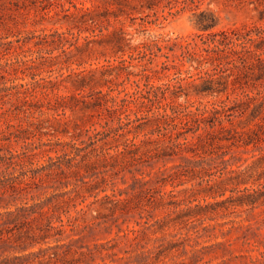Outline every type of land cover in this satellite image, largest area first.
<instances>
[{"label": "trees", "instance_id": "16d2710c", "mask_svg": "<svg viewBox=\"0 0 264 264\" xmlns=\"http://www.w3.org/2000/svg\"><path fill=\"white\" fill-rule=\"evenodd\" d=\"M191 1L195 3V0ZM7 4L16 6L14 9L18 13L19 6L13 0H0V11ZM194 5L191 21L197 33L191 41L153 36L149 41L134 46L131 44L132 36H128L129 34L122 27L108 31L101 39L95 40L100 45H110L112 48L110 57H113V60L119 58L120 69H126L131 65L126 64L129 61L126 62V59L122 58L126 52H131L130 58L145 60L146 64L153 63L158 57H164L165 60L160 62L163 74L156 76L160 81L158 83L154 81L153 74L148 72L156 73L157 69L148 70L145 67L137 73L139 78L130 82L131 88L127 89L125 80L114 83L113 80L118 72L110 71V58L104 59L108 64L88 69H74L67 65L66 68L69 69L67 74H64L60 66L54 78L50 75L41 77V71L45 70L44 62L32 56L23 58L18 52L14 60L8 62L12 69L22 74L14 79H24L28 76L31 80L27 83L10 85H7L5 80L0 82V117L11 112L13 115L22 113L27 118L39 120L43 107L53 109L58 112L59 117L55 120L61 128L54 127L53 132L50 133L69 135L70 140L63 141V145L58 149L62 151V156L58 155L54 158L48 154L53 148H44L47 145L45 142L33 145L32 142L25 140L24 150L14 152L9 147V138L0 137V166L4 165V170H0V173L9 171V168L16 169V166L21 169L20 177L10 172V176L0 179V264H30L27 256L39 254L36 251L26 254H8L6 251L15 249L23 252L47 241L50 237H55V241H59L67 229L75 232L79 224L78 215L84 213L85 206H88L84 204L77 208L87 197L79 190L81 184L85 186L88 195L96 197L99 192H104L98 203L101 207L107 208L113 217L118 210L120 212L128 210L129 202L139 196V191L132 184L127 187L132 189L131 196L122 197L127 193V189L124 191L119 186L116 190H114L116 187L113 188L112 194H107L106 185L110 179L105 175L108 167L125 170L127 164L144 163L151 159L161 160L164 164L172 162L173 164L166 168L178 169L169 176L180 179L174 186L183 185L185 181L180 175L185 172L189 173L191 178L203 177V175L210 178L212 173H206L198 166L206 158L213 157L212 148L215 145L227 147L231 138L233 143L240 142L245 146L250 143L256 144L261 140L260 133L255 132L254 128H248L244 132L246 136H243V133H232L229 136V126L225 124V121H230L229 105L223 100L219 106L214 102L210 106L207 104L194 106L190 98L195 96L201 99L209 95L217 96L225 93L229 86L230 65L234 67L236 75L232 82L244 88L245 101L242 108L244 110L249 108L250 121L259 119L254 124L260 129L264 124L262 123L264 36H252L250 31H241L237 26L215 29L218 19L214 12L208 7L200 8L198 4ZM260 12V17L263 18L264 8ZM20 23L22 21L16 19L12 13L0 14V29L4 30L0 34L1 38L14 37L6 42L0 40V47L7 44V49H10V45L15 41L19 42L17 48H21L29 41L27 36L22 37ZM37 37L38 42H32L33 46L39 48L38 43L48 42L49 36ZM84 38L87 39V36ZM160 40L164 41V44L158 43ZM74 46L76 50L81 49L78 45ZM176 49L178 52H175ZM75 63L81 65V62ZM185 64L190 66L195 64L194 68L197 71L196 77L190 74L188 77H192L191 80L182 84L181 81L185 79L181 77L182 72H190L188 68L183 69ZM170 70L173 72L170 73ZM38 76L40 78H37ZM162 77H168V80L161 81ZM8 79L13 82V78ZM60 85L69 90L68 94L55 92ZM104 85H106L105 90H103ZM87 90L88 93L84 94L83 92ZM249 91L252 94H249ZM85 97L87 99H82L79 104V98ZM179 98H184V101H178ZM6 101L10 102V108L4 107ZM76 106L80 110L78 118L81 124L74 122L73 132H70L67 123L70 119L66 115V110L74 112ZM94 117L98 120L93 121ZM31 120L29 119L30 126L33 123ZM94 124H98L99 128ZM86 125L88 126L85 127ZM81 127H85L84 131ZM32 129L28 126L17 128L18 134L14 133L13 136L16 140L19 137L28 138L26 131ZM34 135L33 133L32 136ZM82 136H86V139L81 138ZM1 140H6L8 145H3L4 142ZM76 141H80L82 145H78ZM152 145L153 148H147ZM228 153L229 151L226 150L215 152L216 156L213 160L220 159L221 163L229 165V159L225 158ZM38 155L46 156V163L24 170L26 165L33 163V157ZM60 157L61 159H58ZM176 159H179V162L176 163ZM96 166L102 168L95 170ZM81 169L90 172L86 174L81 172ZM222 169H227L229 173V168L226 166ZM99 174L102 175L94 180ZM132 179L134 183L149 182L144 176L138 177L135 174L132 175ZM227 181L229 174L216 179L212 185L206 187L210 197L224 195ZM43 183H46L44 187H42ZM30 184H34L38 190L52 187L54 192L31 203L23 202L24 195H27L31 187ZM111 186H116L115 182H112ZM164 194H161L158 202L163 200ZM34 197L32 195L31 199ZM78 198L80 200L77 201ZM242 199L248 205L256 206L264 201V192L254 189L246 193ZM17 201L21 202L17 203ZM191 201L188 200L189 203ZM169 203L179 204L175 201ZM204 208L205 206L196 203L194 206L181 209L177 215L181 220H202L198 215L205 212ZM71 209H74V215L70 213ZM148 227L149 225H145L129 230L145 232ZM62 245L56 247L60 248ZM69 251L67 248L62 252L54 250L47 256L37 255L36 264L59 262L64 264L68 261Z\"/></svg>", "mask_w": 264, "mask_h": 264}, {"label": "rangeland", "instance_id": "374dc122", "mask_svg": "<svg viewBox=\"0 0 264 264\" xmlns=\"http://www.w3.org/2000/svg\"><path fill=\"white\" fill-rule=\"evenodd\" d=\"M13 1L19 6L18 13L14 9L16 6L7 4L0 14L12 13L16 19L22 21L19 24L22 37L27 36L29 41L21 48H17L19 42L15 41L10 45V49H7V44L0 47V82L5 80L7 85L27 83L31 80L28 76L24 79H14L22 74L12 69L8 62L14 60L18 52L23 58L32 56L44 62L45 70L52 69V71H43L40 68L42 70L41 77L50 75L54 78L58 74L60 66H62L64 74H67L69 72V69L66 68L67 65L74 69H88L108 64L104 59L110 58V71L118 72L113 80L114 83L125 80L127 89L131 88L130 82L139 78L137 73H140L144 67L148 70L157 69L156 73L148 72L153 74L154 81L158 83L160 81L156 76L163 74L160 62L165 60L164 57H158L153 63L146 64L145 60L130 58L131 52H126L122 58H125L126 62L129 61L126 64L131 65L126 69H120L119 58L113 60V57H110L112 54L110 45H100L95 40L101 39L103 34L108 31L122 27L129 34L128 36H132L131 44L134 46L140 45V42L149 41L153 36L191 41L197 33L191 21L194 4H198L200 8L208 7L214 12L218 19L215 29L237 26L241 28V31H250L252 36H264V17H260V10L264 8V0H195V3H192L191 0ZM2 19L3 17H1ZM3 32L4 30L0 29V34ZM42 35L49 36L48 42L39 41V48L33 46L32 42H38L37 36ZM86 36L87 39L84 38ZM11 39L14 37L1 38L0 36L2 42ZM158 43L164 44V41L160 40ZM74 45L80 46L81 49L76 50ZM175 52H178V49ZM75 62H81V65L78 66ZM194 66L196 65H184L183 69L188 68L190 72H182L181 77H185L181 81L182 84L191 80L192 77H196L197 70ZM171 72L173 70H170ZM190 74L193 76L188 77ZM235 76L234 67L229 65V86L225 93L217 96L209 95L201 99L192 96L190 101L194 106L200 104L201 106L204 104L210 106L212 102L219 106L223 100L229 105L230 121H225V124L229 126V136L232 133H243V136H246L244 132L248 128H254L262 138L256 144L250 143L246 146L240 142L233 143L232 138L229 139L227 147L215 145L212 148L214 150L213 157L216 156L215 152L229 151L225 156L226 159H229V165L221 163L220 159L213 160V157H208L200 162L198 168H202L206 173H212L210 181L206 175L191 178L189 173L185 172L180 175L185 183L174 186L180 179L172 175L169 176V174L174 173L178 168H166L173 163L164 164L163 161L155 159L144 163L127 164L125 170L108 167V172L105 175L107 179H110L106 185L105 192L107 194H112L113 188L116 187L114 189L116 190L119 186L124 191L127 189V193L122 197L131 196L132 189L127 187L132 184L139 191V196L129 202L128 210L123 212L118 210L113 217L107 208L101 207L98 203L104 192H99L96 197L88 195L85 186L81 184L79 190L87 197L84 203L78 205L77 208L84 204H88V206H85L84 213L78 215L79 224L75 232H70L67 229L59 241H55V237H50L47 241L26 251L19 252L10 249L6 252L8 254H26L36 251L39 256L42 254L47 256L51 255L54 250L62 252L69 248L68 261L64 264H264V201L259 202L256 206H250L242 201V197L254 189L264 192V124L258 129L254 123L259 119L253 121L248 119L249 108L245 110L242 108L244 107L243 101H245L244 88L240 87L238 83L232 82ZM168 77H162L161 81H167ZM8 78H13V82ZM105 89L106 85L103 86V90ZM55 92L68 94L69 90L60 85ZM83 93H88V90ZM249 94L252 92L249 91ZM79 99L78 103L81 104V100L87 98ZM178 101L182 102L184 98H179ZM4 107L10 108V102L6 101ZM57 113L53 109L43 107V111L38 117L39 120L27 118L22 113L17 115H13L11 112L8 115L2 114L0 137L9 138V147L14 152L24 150L23 145L26 140L32 142L33 145L45 142L47 145L44 148H53L48 153L50 156L54 158L58 155L62 156V151L58 149L63 145V141H69L70 137L62 133H56L57 135L50 133L53 132L54 127L58 126L55 120L59 117ZM78 114H80V110L77 109V106L74 112L66 110V115L70 119L67 122L70 132H73L74 122L81 124ZM29 119H32L33 122L31 126ZM97 120L94 117L93 121ZM262 123H264V119ZM8 124H12V126H8ZM27 126L33 128L26 131L29 137H19L16 140L13 135L14 133L18 134L17 128ZM94 126L99 128L98 124H94ZM85 127H81L82 131ZM58 128L61 127L58 126ZM29 131L32 132L29 133ZM33 133L34 136H32ZM81 138L86 139V136ZM1 142H4L3 145H8L6 140H1ZM76 143L82 145L80 141H76ZM153 147L154 145L147 148ZM46 161V156L33 157V163L26 165L24 170L29 167H37ZM177 162L179 159H176ZM224 166L229 168V173L227 169H222ZM101 168L96 166L95 170ZM0 170H4V165L0 166ZM20 171L19 166H16V169L9 168V171L0 173V179L10 176V172L18 174L20 177ZM81 172L85 171L81 169ZM134 174L138 177L144 176L149 182L146 184L134 183L132 179ZM228 174L229 181L225 184L224 195L210 197L206 187L212 185L216 179ZM100 175L102 174H99L94 180ZM112 182H115L116 186L112 187ZM30 185L27 195H24L23 202L31 203L54 192L52 187L38 190L34 184ZM45 185L46 183H43L42 187ZM169 191L171 192L169 193ZM162 193H165L163 200L158 202ZM32 195L35 196L33 199H31ZM188 200L192 201L189 203ZM223 200L225 202H222ZM173 201L179 204L169 203ZM196 203L205 206V212L198 215L202 220H181L178 217L177 213L181 209L194 206ZM70 213L74 215V209H71ZM146 221L148 223H145ZM145 225H149L145 232L129 230ZM59 244L63 245L60 248L56 247ZM37 255L28 254L27 260L31 262L30 264H36Z\"/></svg>", "mask_w": 264, "mask_h": 264}]
</instances>
